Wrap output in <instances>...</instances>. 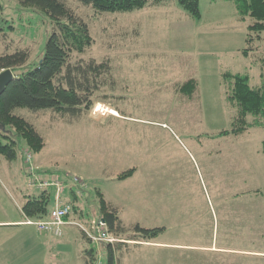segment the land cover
<instances>
[{
  "label": "rangeland",
  "instance_id": "rangeland-1",
  "mask_svg": "<svg viewBox=\"0 0 264 264\" xmlns=\"http://www.w3.org/2000/svg\"><path fill=\"white\" fill-rule=\"evenodd\" d=\"M68 4L94 38L74 60L110 59L114 83L95 94L94 106L81 117L16 110L37 127L46 145L40 152L24 145L12 161L0 155V221L26 220L22 206L27 195L37 192L27 186L33 172L70 175L90 183L74 204L71 191L63 195L76 205L70 219L88 228L99 220V188L120 207L126 237L136 238L132 234L140 224L164 227L161 240L168 242L264 251V126L221 134L232 130L237 114L227 98L224 73H248L253 86L264 79V38L253 33L255 40L247 41L254 19H241L233 0H200L201 19L180 0L127 12H102L77 0ZM0 16V56L29 48V59L13 72L31 71L45 53L50 18L19 0H0ZM192 78L200 84L193 97L181 92ZM96 107L108 113L96 114ZM117 112L123 117L113 115ZM131 169L133 177L118 178ZM54 245L58 249L51 251ZM112 245L117 264L171 263L174 255L190 264L216 255L161 252L139 242ZM90 248L97 264H108L107 244L88 240L76 224H66L61 237L24 222L0 224V264H85L84 250ZM224 261L264 264V255Z\"/></svg>",
  "mask_w": 264,
  "mask_h": 264
},
{
  "label": "trees",
  "instance_id": "trees-1",
  "mask_svg": "<svg viewBox=\"0 0 264 264\" xmlns=\"http://www.w3.org/2000/svg\"><path fill=\"white\" fill-rule=\"evenodd\" d=\"M24 6H32L44 12L51 20L52 32L48 38L45 53L37 66L27 73L15 75L0 95V155L9 160L18 156V150L24 145L33 152H40L45 147V139L37 127L22 115L16 113L19 108L33 111L52 110L62 118H77L89 113L95 103V94L107 86L112 79L113 66L110 59L78 58L75 53H85L94 43L86 21L72 9L69 0H19ZM85 6H91L102 12H127L146 6H161L169 0H77ZM241 19L250 16L254 22L248 26L250 31L247 41L252 43L255 37L264 38V0H233ZM180 4L196 19H201L200 0H180ZM0 16V31L1 26ZM248 49L244 50L247 54ZM30 57L29 48L17 49L12 54L0 56V72L24 65ZM228 84V101L237 109L231 131L222 135H240L251 127L264 126V79L258 86H253L248 73L226 72L223 75ZM198 81L194 78L186 81L182 88L192 93ZM254 120L250 122L248 117ZM5 127L3 130L2 128ZM264 151V141H263ZM133 169L119 175L126 179ZM73 201L81 197L74 191ZM264 194V189L261 191ZM99 198V219L107 224L108 231L119 238L128 230L123 224L119 209L106 199L97 188ZM54 193L44 189L27 195L22 206L25 218H46L53 206ZM76 208V205L73 206ZM133 237L152 240L163 231L162 228H145L135 225ZM84 234V233H83ZM86 237V235L84 234ZM131 236V235H129ZM88 239V238H87ZM90 240V239H88ZM139 241L138 239H134ZM123 242H119L122 244ZM109 248L108 264H117L113 245ZM85 264H97L98 257L93 248L84 250Z\"/></svg>",
  "mask_w": 264,
  "mask_h": 264
},
{
  "label": "built area",
  "instance_id": "built-area-1",
  "mask_svg": "<svg viewBox=\"0 0 264 264\" xmlns=\"http://www.w3.org/2000/svg\"><path fill=\"white\" fill-rule=\"evenodd\" d=\"M106 109H98V107H96L94 113L106 115L108 113ZM31 159L32 155L27 153V160L31 162ZM30 169L33 170V167L30 166ZM32 174L34 177H32L31 181L28 183V188L37 191L51 189L54 193V198L53 206L46 218H29L26 223L35 225L39 233H51L57 237H61L63 235V227L69 224L67 218L73 212V205L66 201L63 195L71 190H75L77 194L81 195L90 188V183L78 176L66 175L62 178H55L49 175L39 177L35 172ZM73 224L78 225L86 237L92 242L108 243L112 245L123 241L108 231L107 224L104 220L99 219L93 221L91 228L78 222Z\"/></svg>",
  "mask_w": 264,
  "mask_h": 264
},
{
  "label": "crops",
  "instance_id": "crops-1",
  "mask_svg": "<svg viewBox=\"0 0 264 264\" xmlns=\"http://www.w3.org/2000/svg\"><path fill=\"white\" fill-rule=\"evenodd\" d=\"M184 85V83L181 86V92H185V94L193 97L194 94L198 91L200 84L197 85V87H195L193 90H195L193 93L192 91H189L185 88H182ZM104 116V115H103ZM119 117H123L121 116L119 113L116 115ZM134 172L128 177H133L134 176ZM45 176V175H44ZM126 178V179H128ZM67 193V192H66ZM116 206V205H115ZM119 209V212H121L120 207L116 206ZM23 217L24 214L22 213ZM123 220V219H122ZM67 221L70 223H75L76 221H73L70 219V217L67 219ZM19 222H24L25 224H27V218L26 220H1L0 224H8V225H13V224H17ZM29 225V224H27ZM10 227V226H9ZM5 228V227H4ZM164 228V227H163ZM165 231V228L163 229L162 232H160L158 234V236L152 240H144L143 238H140L141 240H139V238H129L126 237L125 235H121L119 236V239L124 240V242L122 244H128V243H132V242H139L141 243L142 247H156L158 250H160L161 252L163 251H171L172 253H174L173 251H193V252H208V253H214L216 254L215 256H211V255H203L200 259L198 263H190V264H223L226 258L230 257V258H240L243 259L245 257H251V256H255V255H259L262 254L264 255V251L261 250H255V249H249V248H245V247H237V246H219L217 244H203V243H181V242H168L165 240H161V237H163V234ZM50 235L54 236L53 234L50 233ZM134 239H138L139 241H135ZM146 244V245H143ZM148 244H152V245H148ZM62 247V250L64 249V245H59ZM121 246H125V245H121ZM129 246V245H127ZM56 249H58L57 245H54V247H51L50 250L53 251ZM54 255V253H51ZM255 254V255H253ZM60 254L57 255V257H59ZM83 257V256H82ZM172 260L170 261L171 263H167L165 262L163 259H157L156 263L157 264H185V261L182 259L179 260L175 258L176 256H171ZM84 258V257H83ZM212 258H215V261L212 260ZM189 260H191V258H189ZM192 262V260L190 261Z\"/></svg>",
  "mask_w": 264,
  "mask_h": 264
},
{
  "label": "water",
  "instance_id": "water-1",
  "mask_svg": "<svg viewBox=\"0 0 264 264\" xmlns=\"http://www.w3.org/2000/svg\"><path fill=\"white\" fill-rule=\"evenodd\" d=\"M13 79H15V75L11 68L5 69L0 72V95ZM2 129L4 130L5 127H3Z\"/></svg>",
  "mask_w": 264,
  "mask_h": 264
}]
</instances>
